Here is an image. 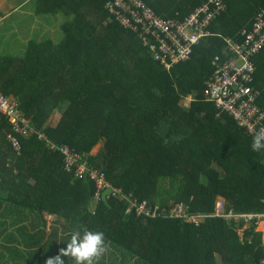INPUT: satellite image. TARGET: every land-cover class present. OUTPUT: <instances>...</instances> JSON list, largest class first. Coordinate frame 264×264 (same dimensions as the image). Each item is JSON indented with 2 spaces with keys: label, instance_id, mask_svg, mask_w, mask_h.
I'll return each mask as SVG.
<instances>
[{
  "label": "trees",
  "instance_id": "1",
  "mask_svg": "<svg viewBox=\"0 0 264 264\" xmlns=\"http://www.w3.org/2000/svg\"><path fill=\"white\" fill-rule=\"evenodd\" d=\"M109 1L20 0L0 21L11 30L0 33V92L29 122L16 132L0 111V264H46L83 227L105 234L109 251L99 264H264L254 224L240 237L243 221L211 216L198 228L170 216L180 204L213 214L218 197L226 210L264 213V150L253 152V135L206 100L216 62L228 59L225 39L243 42L264 0H224L212 35L169 70L113 20ZM142 1L179 20L205 2ZM39 22L54 26L55 37L39 32ZM252 61L248 87L264 110V47ZM65 150L77 156L72 165ZM82 166L159 216L136 217L118 197L96 200Z\"/></svg>",
  "mask_w": 264,
  "mask_h": 264
},
{
  "label": "built area",
  "instance_id": "2",
  "mask_svg": "<svg viewBox=\"0 0 264 264\" xmlns=\"http://www.w3.org/2000/svg\"><path fill=\"white\" fill-rule=\"evenodd\" d=\"M106 8L109 9L113 20L136 33L149 48L154 59L165 70H169L173 65L188 60L192 55V47L199 40L212 35L209 27L226 10V4L224 0H205L201 6L181 20L157 15L142 0H113L106 4ZM242 34L245 35L243 42L225 39L228 59L216 62L213 77L206 83V100L215 104L221 113L232 117L245 133L254 135L255 130L264 126V110L255 102L260 93L248 86L255 72L252 58L264 47V11L254 17L251 28ZM0 111L14 124L16 132L28 131L29 122L22 116L15 98L7 97L0 92ZM8 137L14 148L20 150L21 146L17 139L12 134ZM64 153L68 165H72L77 156L71 158L67 150ZM78 173L95 184L96 200L101 197L102 192L110 190L106 198L114 196L125 200L126 212L131 211L136 217L144 220L159 216L156 207L148 206L145 201L137 202L131 194L112 189L100 172L82 166L79 167ZM225 205V200L220 197L219 201L216 200L214 213L203 216L189 213L188 207L180 204L170 210V216L195 225H200L205 218L211 216L235 223L243 221V226L239 229L241 237L245 228L251 224L257 228L258 224L264 221V213H237L226 210Z\"/></svg>",
  "mask_w": 264,
  "mask_h": 264
},
{
  "label": "clouds",
  "instance_id": "3",
  "mask_svg": "<svg viewBox=\"0 0 264 264\" xmlns=\"http://www.w3.org/2000/svg\"><path fill=\"white\" fill-rule=\"evenodd\" d=\"M250 147L253 152L264 150V126L255 130ZM67 235L70 239L66 248L61 249L56 257L49 258L46 264H65V257H71L75 264H99V260L109 251L103 231L83 227L82 231L77 228Z\"/></svg>",
  "mask_w": 264,
  "mask_h": 264
},
{
  "label": "crops",
  "instance_id": "4",
  "mask_svg": "<svg viewBox=\"0 0 264 264\" xmlns=\"http://www.w3.org/2000/svg\"><path fill=\"white\" fill-rule=\"evenodd\" d=\"M26 3H27V1H26ZM19 7L21 9H22V7H25V2H21L19 4ZM15 10H16L15 4L10 3L9 0H0V21L5 22L7 19H10L11 16H12V13L14 14ZM0 32H1V34L5 33V32L10 33L11 30H10L9 27L7 28V26H6L5 29H3V30L0 29ZM95 150H96L95 151V153H96L97 149H95ZM50 219H51L50 223L48 224V222H47V232H49V227L52 224L54 217L51 216ZM259 232L262 234V237H263L264 236V231L260 230ZM238 234L240 236L239 229H238Z\"/></svg>",
  "mask_w": 264,
  "mask_h": 264
},
{
  "label": "rangeland",
  "instance_id": "5",
  "mask_svg": "<svg viewBox=\"0 0 264 264\" xmlns=\"http://www.w3.org/2000/svg\"><path fill=\"white\" fill-rule=\"evenodd\" d=\"M10 1V3H16V4H18L19 3V1L20 0H9ZM13 1V2H12ZM25 5H26V2H25ZM23 9V8H22ZM13 14V13H12ZM6 26H7V24H6ZM6 26H4L3 24H1V26L0 27H6ZM7 28H8V26H7ZM39 32H41V33H45L46 35H48L49 37H52V36H54L55 37V33H56V29H55V27L53 26V27H50L48 24H46V25H44V23L42 24V26L40 27V22H39ZM1 33V32H0ZM200 41L201 40H199L197 43H196V45H198L199 43H200ZM96 151V150H95ZM95 151H94V153H95ZM220 200V197L218 198V201ZM214 210H215V207H214ZM199 214H201V215H203V216H205V214H208V211L206 210V212H201V213H199ZM51 218V217H50ZM50 218H47V222H48V224L50 223V221H51V219ZM202 223L203 222H201L200 223V225H197L198 226V228H201L202 227ZM262 224H264V221L263 222H260L259 224H258V226H257V228H255V231H257V232H259L260 230H263V228H262ZM264 231V230H263ZM263 240H264V236H263Z\"/></svg>",
  "mask_w": 264,
  "mask_h": 264
},
{
  "label": "water",
  "instance_id": "6",
  "mask_svg": "<svg viewBox=\"0 0 264 264\" xmlns=\"http://www.w3.org/2000/svg\"><path fill=\"white\" fill-rule=\"evenodd\" d=\"M109 193H110V190H105L104 192H102L101 199L104 203H107L106 196L109 195Z\"/></svg>",
  "mask_w": 264,
  "mask_h": 264
}]
</instances>
